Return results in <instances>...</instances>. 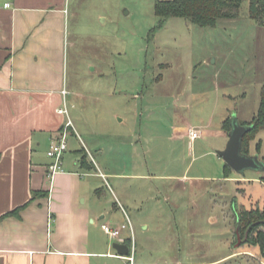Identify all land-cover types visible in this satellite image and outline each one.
<instances>
[{"label": "rangeland", "instance_id": "1", "mask_svg": "<svg viewBox=\"0 0 264 264\" xmlns=\"http://www.w3.org/2000/svg\"><path fill=\"white\" fill-rule=\"evenodd\" d=\"M155 2L72 0L71 111L87 145L105 151L102 222L128 224L122 236L133 239L135 263L264 264L258 246L236 243L239 209L264 207L256 180L264 170L225 178L215 132L191 144L172 127L216 129L223 112L252 120L264 83V26L250 18L249 0L215 26L177 16L160 25ZM250 152L263 161L264 129ZM97 261L130 264L119 255Z\"/></svg>", "mask_w": 264, "mask_h": 264}, {"label": "crops", "instance_id": "2", "mask_svg": "<svg viewBox=\"0 0 264 264\" xmlns=\"http://www.w3.org/2000/svg\"><path fill=\"white\" fill-rule=\"evenodd\" d=\"M72 9V0H0V264H99L98 258L118 255L111 242L115 238L102 236L109 223L102 222L107 213L101 214L97 198L101 178L107 176L100 157L105 151L95 153L87 145L80 132L83 120L71 111L69 60L76 40L70 31ZM65 104L74 126L63 170L51 179L53 160L47 152L67 119L57 111ZM223 113L216 129L195 128L198 138L215 132L221 141L217 149L225 148L229 139L224 121L232 114ZM172 127L176 138L178 130L189 136L194 128L177 122ZM256 180L264 184L261 177ZM126 239L121 235L117 241ZM129 254L120 257L130 264H164L135 263Z\"/></svg>", "mask_w": 264, "mask_h": 264}, {"label": "trees", "instance_id": "3", "mask_svg": "<svg viewBox=\"0 0 264 264\" xmlns=\"http://www.w3.org/2000/svg\"><path fill=\"white\" fill-rule=\"evenodd\" d=\"M244 0H156L155 14L159 24H163L169 17H183L192 24L199 26H215L219 19L222 18H237L241 13L242 3ZM249 16L260 25L264 26V0H249ZM242 124L253 125V127L243 137V152L250 154V143L255 137V133L264 129V83L260 92V104L256 114L252 120L242 122ZM224 128L231 131V117L224 121ZM257 143V148L260 146ZM264 160V156H263ZM83 163L86 162V157L83 158ZM92 168L90 165H88ZM233 169L226 163L225 176L230 177ZM264 181V177H262ZM35 192L34 195H37ZM41 195L46 193L40 192ZM20 209V208H19ZM14 210L7 213L5 216L17 212ZM1 219V218H0ZM236 227L244 234L248 231L249 239H244L242 244L248 243L259 246L260 251L264 254V207H255L252 209L242 208L236 217ZM244 236V235H243ZM238 240H236L237 243ZM132 247V239L127 238L125 241ZM131 255V252L130 254Z\"/></svg>", "mask_w": 264, "mask_h": 264}, {"label": "water", "instance_id": "4", "mask_svg": "<svg viewBox=\"0 0 264 264\" xmlns=\"http://www.w3.org/2000/svg\"><path fill=\"white\" fill-rule=\"evenodd\" d=\"M231 131L225 148L218 149L225 162L235 171L243 172L247 168L263 169L264 160L259 161L257 154H248L243 152V137L253 127V125L242 124L237 114L231 116ZM242 243L238 237L237 245ZM113 247L119 256H127L130 253V246L126 243L115 241Z\"/></svg>", "mask_w": 264, "mask_h": 264}, {"label": "built area", "instance_id": "5", "mask_svg": "<svg viewBox=\"0 0 264 264\" xmlns=\"http://www.w3.org/2000/svg\"><path fill=\"white\" fill-rule=\"evenodd\" d=\"M8 5V4H7ZM68 91L63 90V94L66 95ZM59 114L67 116V119L63 122L60 127L58 134L52 140L51 145L48 149V156L53 160V162L49 165V177L52 179L54 175L63 170L62 169V160L64 153L69 148V135L70 131L74 126L73 120L69 117V109L67 105L60 106L57 109ZM200 136V132L198 129H190L189 137L193 141ZM128 227L127 223H123L118 226H112L110 224L104 225V231L112 238H120L124 229ZM132 260V258H131Z\"/></svg>", "mask_w": 264, "mask_h": 264}, {"label": "flooded vegetation", "instance_id": "6", "mask_svg": "<svg viewBox=\"0 0 264 264\" xmlns=\"http://www.w3.org/2000/svg\"><path fill=\"white\" fill-rule=\"evenodd\" d=\"M238 229V232H237V235L240 237L241 241H243L244 239L248 240L249 237H248V231H246L244 234L240 231L239 228ZM236 235V236H237ZM244 235V236H243ZM244 238V239H243Z\"/></svg>", "mask_w": 264, "mask_h": 264}]
</instances>
